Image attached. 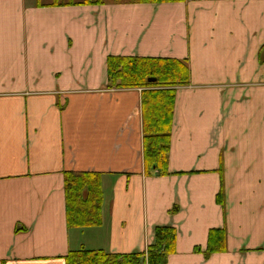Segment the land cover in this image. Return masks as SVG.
Instances as JSON below:
<instances>
[{
    "label": "crops",
    "instance_id": "crops-1",
    "mask_svg": "<svg viewBox=\"0 0 264 264\" xmlns=\"http://www.w3.org/2000/svg\"><path fill=\"white\" fill-rule=\"evenodd\" d=\"M80 2L0 0V264L145 252L163 226L165 264H264V0ZM110 56L188 64L167 175L144 173L141 90L106 88ZM66 172L101 175L100 227L67 228Z\"/></svg>",
    "mask_w": 264,
    "mask_h": 264
},
{
    "label": "trees",
    "instance_id": "trees-1",
    "mask_svg": "<svg viewBox=\"0 0 264 264\" xmlns=\"http://www.w3.org/2000/svg\"><path fill=\"white\" fill-rule=\"evenodd\" d=\"M58 2V0H55ZM185 0H133L140 4L178 3ZM104 0H82L79 4H98ZM264 63V45L258 52ZM108 89H141L143 135V167L146 175L168 174L170 131L175 88L189 84L185 60L110 56L106 61ZM154 82H149L150 80ZM222 193V192H221ZM217 196L222 203V194ZM65 216L68 229L100 227L103 222L101 175L95 172L64 174ZM172 210V212H174ZM205 257L226 249L227 234L222 229L208 233ZM176 231L172 227H156L154 240L145 252L126 255L87 250L83 247L68 252L65 264H165L175 251Z\"/></svg>",
    "mask_w": 264,
    "mask_h": 264
},
{
    "label": "rangeland",
    "instance_id": "rangeland-1",
    "mask_svg": "<svg viewBox=\"0 0 264 264\" xmlns=\"http://www.w3.org/2000/svg\"><path fill=\"white\" fill-rule=\"evenodd\" d=\"M29 1V0H28ZM34 1H36V0H34ZM48 2V1H50V0H41V2L42 3H45V2ZM59 2L61 1V2H65V0H58ZM68 1V0H67ZM74 1H77V2H79V1H81V0H74ZM105 2H108V3H110V2H112V1H120V2H129V1H133V0H104ZM128 89H130V88H128ZM139 90H141V89H139ZM141 92H142V90H141ZM152 173H154V174H156V172H152ZM163 176V175H162ZM91 235H94V234H91ZM145 253H146V251H145Z\"/></svg>",
    "mask_w": 264,
    "mask_h": 264
},
{
    "label": "water",
    "instance_id": "water-1",
    "mask_svg": "<svg viewBox=\"0 0 264 264\" xmlns=\"http://www.w3.org/2000/svg\"><path fill=\"white\" fill-rule=\"evenodd\" d=\"M155 80L153 79V80H150L149 82H154Z\"/></svg>",
    "mask_w": 264,
    "mask_h": 264
}]
</instances>
